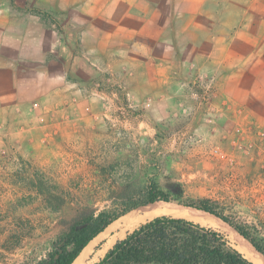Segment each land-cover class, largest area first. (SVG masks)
<instances>
[{
	"label": "rangeland",
	"instance_id": "374dc122",
	"mask_svg": "<svg viewBox=\"0 0 264 264\" xmlns=\"http://www.w3.org/2000/svg\"><path fill=\"white\" fill-rule=\"evenodd\" d=\"M102 76L95 86L105 91L102 98L97 95L100 106L76 99L53 102L48 117L25 122L37 123L35 129L11 132L0 141V244L10 232H30L19 243H7L12 249L3 251L0 264H34L54 248L65 222L81 208H108L116 196L149 178L183 201L212 199L226 213L256 223L264 234L262 117L227 116L223 102L214 106L213 88L205 83L186 86L180 100L145 101L131 100L110 73ZM227 91L238 95L236 87ZM45 123L51 125L42 130ZM42 174L68 199L62 209H50L31 186L29 178ZM165 206L159 201L118 218L83 250L82 264H95L147 220L172 215ZM207 216L202 224L228 234L237 248L233 228Z\"/></svg>",
	"mask_w": 264,
	"mask_h": 264
},
{
	"label": "crops",
	"instance_id": "0c3cea01",
	"mask_svg": "<svg viewBox=\"0 0 264 264\" xmlns=\"http://www.w3.org/2000/svg\"><path fill=\"white\" fill-rule=\"evenodd\" d=\"M104 72L131 100L205 83L224 114L264 128V0H0V141L53 102L100 106Z\"/></svg>",
	"mask_w": 264,
	"mask_h": 264
},
{
	"label": "trees",
	"instance_id": "16d2710c",
	"mask_svg": "<svg viewBox=\"0 0 264 264\" xmlns=\"http://www.w3.org/2000/svg\"><path fill=\"white\" fill-rule=\"evenodd\" d=\"M29 179L31 186L43 196L50 209L57 211L67 204L66 196L56 192L43 174L36 179ZM181 197H172L157 180L149 178L116 196L108 208L97 211L84 206L65 222V228L54 248L34 264H73L82 251L118 218L140 206L159 201L180 203L218 217L264 255V234L256 223L226 213L212 199L186 202ZM10 233L6 241L0 244V263L3 251L12 249L7 245L8 242L16 240L19 243L30 234L23 231ZM226 235L192 219L158 215L117 240L95 264H254L243 252L233 247Z\"/></svg>",
	"mask_w": 264,
	"mask_h": 264
},
{
	"label": "bare ground",
	"instance_id": "6f19581e",
	"mask_svg": "<svg viewBox=\"0 0 264 264\" xmlns=\"http://www.w3.org/2000/svg\"><path fill=\"white\" fill-rule=\"evenodd\" d=\"M164 211L168 214H172V215L184 217V218H189V219H192V220L200 222V223L206 222L209 219L206 212L197 211V210H194L191 208L181 207V206H178V205L172 204V203H166ZM218 224L224 225L226 228L229 227V229L231 228L228 224H226L222 220H220V222H218ZM214 225H216V224H214ZM236 234L238 235L237 249L240 250L241 252H243L247 256V258H249L255 264H264V255L262 253L258 252L252 246V244L249 241H247L245 238H243L238 232H236ZM86 248L84 250H86ZM85 252L86 251H83L81 253V255L75 260V262L73 264H82V259L85 255Z\"/></svg>",
	"mask_w": 264,
	"mask_h": 264
},
{
	"label": "water",
	"instance_id": "95a60500",
	"mask_svg": "<svg viewBox=\"0 0 264 264\" xmlns=\"http://www.w3.org/2000/svg\"><path fill=\"white\" fill-rule=\"evenodd\" d=\"M163 202H165V201H163ZM166 203H171V202H166ZM175 204V203H174ZM177 205H179V206H183V207H188V208H191V209H194V210H197V211H202V210H199V209H196V208H194V207H191V206H186V205H183V204H177ZM204 212H206V211H204ZM206 213H208V212H206ZM210 214V213H209ZM210 215H212V214H210ZM214 216V215H213ZM218 218V217H217ZM221 220V219H220ZM223 221V220H222ZM224 222V221H223ZM226 223V222H225ZM228 224V223H227ZM242 236V235H241ZM243 237V236H242ZM244 238V237H243ZM246 239V238H245ZM252 244V243H251ZM253 246V245H252ZM254 247V246H253ZM255 248V247H254ZM256 249V248H255ZM257 250V249H256ZM258 251V250H257ZM259 252V251H258ZM255 264V263H254Z\"/></svg>",
	"mask_w": 264,
	"mask_h": 264
},
{
	"label": "built area",
	"instance_id": "2783aa9c",
	"mask_svg": "<svg viewBox=\"0 0 264 264\" xmlns=\"http://www.w3.org/2000/svg\"><path fill=\"white\" fill-rule=\"evenodd\" d=\"M215 153H216V154H218V153H219V150H218V149H216V150H215Z\"/></svg>",
	"mask_w": 264,
	"mask_h": 264
}]
</instances>
